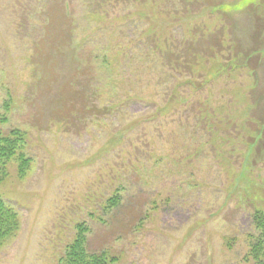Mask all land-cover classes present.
<instances>
[{"label":"rangeland","instance_id":"1","mask_svg":"<svg viewBox=\"0 0 264 264\" xmlns=\"http://www.w3.org/2000/svg\"><path fill=\"white\" fill-rule=\"evenodd\" d=\"M139 2L0 0V129L32 158L0 264H49L79 219L115 264H264V0Z\"/></svg>","mask_w":264,"mask_h":264},{"label":"trees","instance_id":"2","mask_svg":"<svg viewBox=\"0 0 264 264\" xmlns=\"http://www.w3.org/2000/svg\"><path fill=\"white\" fill-rule=\"evenodd\" d=\"M134 3H144L145 0H133ZM161 1V0H154ZM191 2L192 0H185ZM192 4V2H191ZM151 18V16H149ZM157 17L153 19L156 21ZM195 64H192L194 66ZM191 66V67H192ZM186 81L193 87V90L197 88L194 81V77L187 78ZM172 103H180L179 100H185L184 96L177 91L172 92ZM177 94V95H176ZM138 98V95H134ZM178 96V97H177ZM188 97V96H187ZM179 99V100H178ZM159 111V108H157ZM4 119L0 118V122H4ZM27 145L26 133L19 128H12L5 133L0 129V183L3 182L9 175V166L13 161H17L18 173L20 178L26 175V172L30 168L32 158L25 152ZM116 194H112L108 197L107 207H119L122 204V196L120 190H116ZM106 207V206H105ZM91 214V216L101 219L97 216L98 212ZM99 215V214H98ZM255 220L260 226L264 234V213L261 210H256ZM72 233L65 235L64 241L58 244L57 249L52 253V257L49 264H115L119 262V258L112 255L106 250L93 251L90 248L89 233L90 226L84 220H75ZM20 216L19 212L0 195V251L1 249L13 238L20 230ZM251 255L257 261L260 257L259 243H255L251 248Z\"/></svg>","mask_w":264,"mask_h":264}]
</instances>
